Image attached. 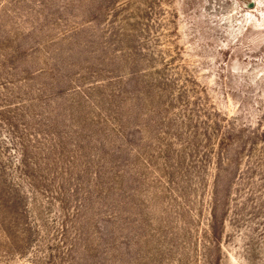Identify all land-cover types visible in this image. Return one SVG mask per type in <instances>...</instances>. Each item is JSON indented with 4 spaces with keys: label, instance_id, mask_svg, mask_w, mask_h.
I'll return each mask as SVG.
<instances>
[{
    "label": "rangeland",
    "instance_id": "obj_1",
    "mask_svg": "<svg viewBox=\"0 0 264 264\" xmlns=\"http://www.w3.org/2000/svg\"><path fill=\"white\" fill-rule=\"evenodd\" d=\"M0 264H264V0H0Z\"/></svg>",
    "mask_w": 264,
    "mask_h": 264
},
{
    "label": "water",
    "instance_id": "obj_2",
    "mask_svg": "<svg viewBox=\"0 0 264 264\" xmlns=\"http://www.w3.org/2000/svg\"><path fill=\"white\" fill-rule=\"evenodd\" d=\"M254 4V2H252Z\"/></svg>",
    "mask_w": 264,
    "mask_h": 264
}]
</instances>
